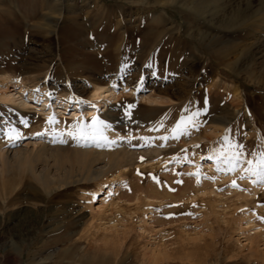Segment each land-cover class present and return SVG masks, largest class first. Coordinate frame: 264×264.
Masks as SVG:
<instances>
[{"label": "rangeland", "instance_id": "1", "mask_svg": "<svg viewBox=\"0 0 264 264\" xmlns=\"http://www.w3.org/2000/svg\"><path fill=\"white\" fill-rule=\"evenodd\" d=\"M57 4L62 14L52 15L51 23L58 24L53 32L47 15ZM0 73L23 77L52 99L90 102L94 82L116 84L119 99H112L111 109L102 107L100 120H120L123 137L179 135L162 155L135 164L139 174L116 168L102 182L84 180L58 193L15 172L6 179L10 189L20 184L19 200L8 210L0 178V264H53L44 257L62 246L41 248L53 234L43 232L73 220L78 255L65 264H81L80 253L92 240L124 264H220L213 251L224 264L237 258L247 264L256 250L264 260V181L248 171L256 165L254 153L264 152V0H0ZM73 109L61 115L62 133L76 121ZM8 112L19 117L0 107L5 149ZM26 112L29 127L20 129L28 140L32 124L40 125L44 115L38 108ZM189 121L194 129L184 134ZM237 151L239 160L232 156ZM18 225L36 230L23 257L17 250L5 254Z\"/></svg>", "mask_w": 264, "mask_h": 264}, {"label": "bare ground", "instance_id": "2", "mask_svg": "<svg viewBox=\"0 0 264 264\" xmlns=\"http://www.w3.org/2000/svg\"><path fill=\"white\" fill-rule=\"evenodd\" d=\"M60 6L61 4L60 5L57 4L56 7L58 8V10L52 8L50 10L51 14L49 16L47 15V19L50 23L53 18L52 15L58 14L61 16L62 8ZM49 26L53 28L52 31L54 32L55 31L54 29L57 28L58 24L51 23V25L49 24ZM37 79H38L37 76H34L32 78V80L34 81H38ZM100 82H101L100 80L94 82L90 102H86L82 98H78L76 100L71 96H67V97L59 96L52 99V95L48 93V90L42 91L39 88H36L35 84H33L30 87V85L27 83L25 78L23 79V77L18 78L15 75L14 76L4 75L0 73V107L6 106L7 108H11L13 110L15 109L16 111H18L19 117L17 120L14 117V112H8L6 116L7 118L12 119V123H11L12 127H15L22 133V130L20 129V125L28 126V124H30V117L29 114L26 112V110L30 111L34 108H38V110L42 112L38 114L44 115L42 117L44 120H41L42 122H40V125H35L36 127L35 126L33 127L32 124V128L30 127L32 132L29 135L28 140H27L28 137L23 138L24 134L22 133L23 135L21 138L26 139L25 140L26 143L24 144L25 146L18 145L17 143L19 142L18 140L15 142H10L9 139L6 140L5 138L6 141L4 140L1 141L4 144H6L5 146H7L6 149L2 147L3 145L0 147V178H2V181L3 179H5V184L2 182L4 184L3 193L1 192L3 199L2 202L3 209H7L8 207L10 208L12 204L15 205L14 202L18 199L17 194L19 195L20 190L17 191V189L20 184L18 185L17 189L14 186L13 187L15 189L14 188L10 189L9 187L11 186H9L10 184H8L10 182L7 181L10 175L15 172H17V174L18 173L22 174V176L23 174L24 175L26 174L27 176L29 175V177H31V179H33L34 182L41 184L40 185L41 188L44 187L47 189V191L44 190L45 192L53 193L54 191L58 193L60 192V190L63 189L65 190V188H67L68 186L84 180L95 181L97 183L101 180L102 182L103 180H105L106 178L105 176H107L108 173L113 172L116 168L124 169L125 167H129L128 175H130L133 172H138L139 170L137 168L138 166L136 167L135 164L144 162V159L142 160L141 157L155 156V155L160 156L163 153V148L166 147L169 148L171 144L176 145V143L179 141V140L177 141L179 135L177 136L176 133L164 134L158 132V134H156L157 137H153L147 140L145 138L143 139L142 136L137 137L136 135L135 136L137 138L136 137L134 138L133 136L123 137L121 131L124 129V127L120 125L121 122L120 120H118L117 118H112L111 120L110 119L100 120L99 112L100 110H102V107L103 108L106 107V109L108 108L111 109L113 107L111 104L112 99H119L118 96L119 92L116 91V84L113 87H106L100 84ZM36 89H39V91H36ZM56 101H58L59 104L57 106H55ZM151 101L154 102L155 106L160 107L161 104L159 102L161 101H158L157 97L151 98ZM10 105H16V108H12V106ZM71 106H74V109L72 110L73 114L71 118L75 119L76 121L72 123L71 127H68L69 130H66L67 132L65 131L66 132L65 134V132L62 133L58 129H60L61 125H63L62 124L63 119H61V115L65 113L66 110ZM53 115H55L56 120L58 121L57 123H49L48 118ZM80 117L83 118L80 119ZM94 117H98L99 120L103 122L102 124L96 125V127L102 131L103 135L106 136L107 139H100V140H93L91 138L84 139L81 138L79 135L71 136L68 134L69 131H74V132L77 131L76 124L78 121H82L83 132L90 136L92 132L91 126L93 122L91 124H88L85 118H94ZM22 120L26 121V125L25 123L21 122ZM188 124H189V128L184 130V134H187L190 132L191 129H194L190 121L189 123H187V125ZM41 128H43V130ZM131 130H133L132 127ZM40 132L44 133V135H40V136L35 135L36 133H40ZM54 168L55 169L57 168L58 170L61 171L63 170L64 174H60L58 172L57 174L54 173L53 172ZM17 174L15 173V177ZM76 176H80V178H75ZM29 182L31 183V180ZM37 183L36 185L38 186ZM99 184L102 185V183ZM51 187L53 188L49 189ZM20 188L22 189V187ZM27 188L33 189V186L29 184ZM113 189L114 188L111 187L112 191ZM94 195L95 194L93 193L91 196H89L90 206L93 202ZM33 196L34 198H36L35 195ZM106 197L103 198V200H106L107 199ZM137 199L141 200L138 197ZM149 201L151 202V200H148V202ZM34 202L36 203V200H34ZM135 208L140 210L141 204H137ZM31 213H33V211ZM72 222H70L69 227L72 225L71 224ZM69 227L68 226L63 227L62 225H60L55 227L52 231L45 230L43 232V233L53 232V234L51 237L49 236L50 237L49 239L45 240L42 244H40L41 248L49 249L48 245L50 244H56V246L57 245L62 246L57 251L56 249L51 247L49 249L50 252L44 257L46 261L49 259H54L53 264H65L64 260H66L67 258L77 259L78 254L76 252V249H78L79 247L77 245V242H75V236L77 235L78 231L71 230L70 228L72 227L70 228ZM35 231L36 230H34V228L33 229L29 227L24 228L21 225H18L13 232L11 231L12 232L11 240L13 241V243L11 244V249L5 248V254L8 255L10 254V251L17 250L19 252L18 255L20 257H23L26 248H29L32 244V237ZM8 234H9L8 231L6 230L3 231L5 244L8 243V237H9ZM125 236H127L126 233ZM94 240L96 241V238H94ZM110 241H115V239L109 240V242ZM91 242L88 244V247L84 250L83 252L84 255L83 253H80L83 256L81 255L82 257L80 256V258L78 256L81 264H115V263L124 264L125 263L124 261L118 262L119 260L113 259L115 257L111 258V256L108 255L107 250H105L106 252L105 253L103 252L104 250L102 251L100 248H97L98 244L97 246L95 245L93 246ZM100 245L102 244L100 243ZM110 248L111 247H109L108 250ZM73 249H75L74 250L75 252L73 251ZM256 252L258 251L256 250ZM256 252L253 253L251 252L253 255L250 254L249 257L247 255L246 257L247 264H264V260L262 262L259 261L261 259H258ZM28 255H32V252L29 251ZM211 256H213L212 258L214 260H217L218 262L220 261L221 262L220 264L225 263L222 262L224 261V258L220 254L214 253L213 251ZM240 259L237 258L232 261H228V263L226 264H242L243 262L241 260H243V258L241 260ZM214 263L215 262H212L211 264ZM39 264H41V262Z\"/></svg>", "mask_w": 264, "mask_h": 264}, {"label": "snow or ice", "instance_id": "3", "mask_svg": "<svg viewBox=\"0 0 264 264\" xmlns=\"http://www.w3.org/2000/svg\"><path fill=\"white\" fill-rule=\"evenodd\" d=\"M127 65H125L126 67ZM147 67H151V64L147 65ZM142 80L143 78H141V82L140 84H138V87H142ZM36 91H39V89H36ZM135 105H128V109H131L132 107H134ZM200 113L199 111L193 113L194 116H198ZM129 115H130V112H129ZM191 119V118H189ZM48 121L49 123H57L58 121L56 120V117L55 115L53 116H50L48 118ZM22 123H25L26 125V121H21ZM103 122L99 120L98 117H94L93 118V124L91 126L92 128V132L89 135L85 134L82 130V121H78L77 124H76V128H77V131H69L68 134L71 135V136H77L79 135L81 138H84V139H93V140H100V139H107L106 136L103 135L102 131L96 127V125L98 124H102ZM0 131H3L2 129H0ZM22 133L16 129L15 127H10L7 132H6V136L7 138L9 139L10 142H15L17 140H19L21 137H22ZM35 135H44V133L40 132V133H36ZM236 147L238 149H243V145H236ZM254 155H257L258 156V159L256 161V165L254 167H250L248 169V171H250L254 176L257 177L258 180H261V181H264V152H260L258 154L254 153ZM233 158L235 160H239L240 156H241V152L237 151V152H233L232 154ZM141 159L143 160L144 157H141ZM248 164L249 165H252L253 164V161L252 160H248ZM234 170V169H232ZM138 174H139V170H138ZM153 179H157L156 177H153ZM182 183V181H181ZM233 186H237L235 184V181H233ZM190 215V213H188ZM264 219V218H262Z\"/></svg>", "mask_w": 264, "mask_h": 264}]
</instances>
